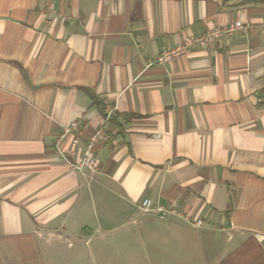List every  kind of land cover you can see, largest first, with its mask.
<instances>
[{
	"label": "crops",
	"instance_id": "obj_1",
	"mask_svg": "<svg viewBox=\"0 0 264 264\" xmlns=\"http://www.w3.org/2000/svg\"><path fill=\"white\" fill-rule=\"evenodd\" d=\"M263 21L264 0H0V264H264Z\"/></svg>",
	"mask_w": 264,
	"mask_h": 264
},
{
	"label": "built area",
	"instance_id": "obj_2",
	"mask_svg": "<svg viewBox=\"0 0 264 264\" xmlns=\"http://www.w3.org/2000/svg\"><path fill=\"white\" fill-rule=\"evenodd\" d=\"M259 27L264 28V21L258 24ZM251 25L243 23L241 20H236L233 22H230L224 26L215 27L212 29H209L205 32H202L198 35L190 36L188 38H185V40L174 47H166L164 48L158 57L156 58V61H166L171 60L172 58H175L183 53L186 52L187 47L190 44L197 43L206 45L210 42L213 38L219 37L223 34L225 35H232L233 33L239 31V30H246ZM106 115H109V112H106ZM70 127L64 126L62 128L64 133L69 132ZM109 138V135L105 132L104 128H99L96 131L92 132L91 135L88 137V139L84 142V149H83V155L74 162L73 167L76 169H82V168H90L94 169L96 168V160L94 157V148L99 142H105ZM78 139L73 138L72 142L78 143ZM140 208L144 212H157V213H175L176 210L173 206H169V208L157 204L152 205L151 201L148 198H144L140 202ZM196 225L201 224L200 220L195 221Z\"/></svg>",
	"mask_w": 264,
	"mask_h": 264
},
{
	"label": "trees",
	"instance_id": "obj_3",
	"mask_svg": "<svg viewBox=\"0 0 264 264\" xmlns=\"http://www.w3.org/2000/svg\"><path fill=\"white\" fill-rule=\"evenodd\" d=\"M89 94H90V97H91V99H92V102L94 103V104H96V100H94V96H93V94L91 93V92H88Z\"/></svg>",
	"mask_w": 264,
	"mask_h": 264
}]
</instances>
